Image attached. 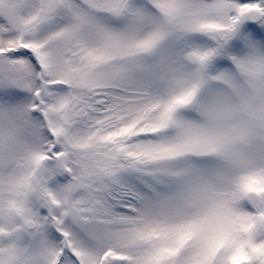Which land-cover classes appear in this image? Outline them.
I'll use <instances>...</instances> for the list:
<instances>
[{
    "label": "snow or ice",
    "instance_id": "1",
    "mask_svg": "<svg viewBox=\"0 0 264 264\" xmlns=\"http://www.w3.org/2000/svg\"><path fill=\"white\" fill-rule=\"evenodd\" d=\"M0 264H264V0H0Z\"/></svg>",
    "mask_w": 264,
    "mask_h": 264
}]
</instances>
